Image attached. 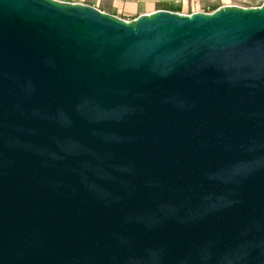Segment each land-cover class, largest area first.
Listing matches in <instances>:
<instances>
[{"label":"water","instance_id":"obj_1","mask_svg":"<svg viewBox=\"0 0 264 264\" xmlns=\"http://www.w3.org/2000/svg\"><path fill=\"white\" fill-rule=\"evenodd\" d=\"M0 264H264V4L0 0Z\"/></svg>","mask_w":264,"mask_h":264},{"label":"crops","instance_id":"obj_2","mask_svg":"<svg viewBox=\"0 0 264 264\" xmlns=\"http://www.w3.org/2000/svg\"><path fill=\"white\" fill-rule=\"evenodd\" d=\"M70 4L89 5L103 13L131 21L156 11L194 14L200 9L228 5L261 7L264 0H57Z\"/></svg>","mask_w":264,"mask_h":264},{"label":"rangeland","instance_id":"obj_3","mask_svg":"<svg viewBox=\"0 0 264 264\" xmlns=\"http://www.w3.org/2000/svg\"><path fill=\"white\" fill-rule=\"evenodd\" d=\"M228 6H237V5H228ZM222 7H224V6H222ZM239 7H243V8H258V7H252V6H250V5H244V6H239ZM221 7H219L218 9H220ZM217 9V7H215V6H212L211 8H204V9H200V11L199 12H201V13H206V14H211V13H214L215 11H217L218 10ZM162 11V10H161ZM157 12V11H156ZM196 13H198V12H196ZM151 14V13H150ZM193 14V13H192ZM192 14H183V15H192ZM117 18H120V17H117ZM120 19H122V20H125V19H123V18H120ZM135 20V19H134ZM125 21H128V20H125ZM131 21H133V20H131ZM128 22H130V21H128Z\"/></svg>","mask_w":264,"mask_h":264}]
</instances>
